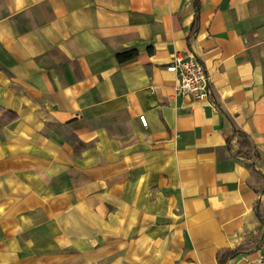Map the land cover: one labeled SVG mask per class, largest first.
Instances as JSON below:
<instances>
[{
    "label": "crops",
    "instance_id": "crops-1",
    "mask_svg": "<svg viewBox=\"0 0 264 264\" xmlns=\"http://www.w3.org/2000/svg\"><path fill=\"white\" fill-rule=\"evenodd\" d=\"M198 2L192 36V0H0V264H218L236 247L227 264H259L264 185L225 139L246 133L264 173V0ZM176 53L209 98L174 94Z\"/></svg>",
    "mask_w": 264,
    "mask_h": 264
},
{
    "label": "trees",
    "instance_id": "trees-1",
    "mask_svg": "<svg viewBox=\"0 0 264 264\" xmlns=\"http://www.w3.org/2000/svg\"><path fill=\"white\" fill-rule=\"evenodd\" d=\"M195 16L194 23L191 30V35L194 36L198 30V12H199V2L198 0H192ZM137 55V51L134 48H128L116 54V58L119 62L126 61ZM210 86L208 85V98L210 96ZM14 118V116L12 117ZM226 148L228 153L234 158L243 162L244 167L249 171L250 178L248 179V184L257 194L261 193V189L258 185H264V173L258 170L256 163L261 160V154L251 140V138L244 133L242 130H234L232 134L225 139ZM244 250L241 247H236L233 249H222L216 253V261L218 264H227L230 259L236 258L238 255L242 254Z\"/></svg>",
    "mask_w": 264,
    "mask_h": 264
},
{
    "label": "built area",
    "instance_id": "built-area-1",
    "mask_svg": "<svg viewBox=\"0 0 264 264\" xmlns=\"http://www.w3.org/2000/svg\"><path fill=\"white\" fill-rule=\"evenodd\" d=\"M166 70L176 75L174 94L176 96H191L194 100H202L208 96V74L202 63L190 54H174ZM142 125L146 124L144 117H140ZM258 263L264 264V248L259 253Z\"/></svg>",
    "mask_w": 264,
    "mask_h": 264
}]
</instances>
